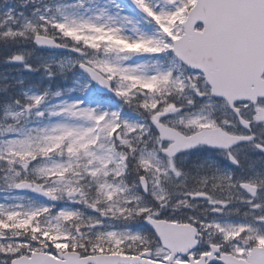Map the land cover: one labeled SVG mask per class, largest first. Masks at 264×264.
I'll use <instances>...</instances> for the list:
<instances>
[{
	"label": "snow or ice",
	"instance_id": "snow-or-ice-1",
	"mask_svg": "<svg viewBox=\"0 0 264 264\" xmlns=\"http://www.w3.org/2000/svg\"><path fill=\"white\" fill-rule=\"evenodd\" d=\"M0 64V264H264V0H3Z\"/></svg>",
	"mask_w": 264,
	"mask_h": 264
},
{
	"label": "trees",
	"instance_id": "trees-1",
	"mask_svg": "<svg viewBox=\"0 0 264 264\" xmlns=\"http://www.w3.org/2000/svg\"><path fill=\"white\" fill-rule=\"evenodd\" d=\"M0 71H4L3 65L0 64Z\"/></svg>",
	"mask_w": 264,
	"mask_h": 264
},
{
	"label": "rangeland",
	"instance_id": "rangeland-1",
	"mask_svg": "<svg viewBox=\"0 0 264 264\" xmlns=\"http://www.w3.org/2000/svg\"><path fill=\"white\" fill-rule=\"evenodd\" d=\"M3 2V0H0V3H2ZM0 72H3V71H0Z\"/></svg>",
	"mask_w": 264,
	"mask_h": 264
}]
</instances>
